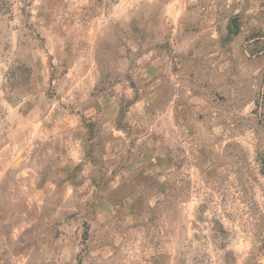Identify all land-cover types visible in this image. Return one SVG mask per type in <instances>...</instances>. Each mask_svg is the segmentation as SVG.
<instances>
[{"label": "rangeland", "instance_id": "obj_1", "mask_svg": "<svg viewBox=\"0 0 264 264\" xmlns=\"http://www.w3.org/2000/svg\"><path fill=\"white\" fill-rule=\"evenodd\" d=\"M264 0H0V264H264Z\"/></svg>", "mask_w": 264, "mask_h": 264}, {"label": "trees", "instance_id": "obj_2", "mask_svg": "<svg viewBox=\"0 0 264 264\" xmlns=\"http://www.w3.org/2000/svg\"><path fill=\"white\" fill-rule=\"evenodd\" d=\"M261 173L264 174V157L261 160Z\"/></svg>", "mask_w": 264, "mask_h": 264}]
</instances>
